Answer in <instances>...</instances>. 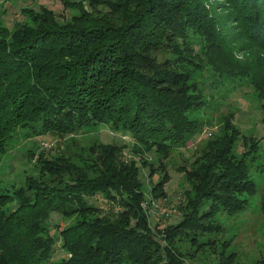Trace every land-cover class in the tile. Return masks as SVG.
I'll list each match as a JSON object with an SVG mask.
<instances>
[{
	"label": "trees",
	"instance_id": "trees-1",
	"mask_svg": "<svg viewBox=\"0 0 264 264\" xmlns=\"http://www.w3.org/2000/svg\"><path fill=\"white\" fill-rule=\"evenodd\" d=\"M61 1L74 11L67 22L42 6L23 8L12 28L0 17V163L19 135L74 144L107 125L134 145L27 151L24 184H0V264H236L216 218L257 196L248 161L263 146L230 118L180 169L189 187L173 208L180 220L153 227L146 204L167 198V161L200 128L207 99L194 72L247 79L264 103V0ZM141 168L151 182L159 174L148 192ZM97 195L108 212L91 203ZM53 213L71 221L57 233ZM59 239L67 257L54 259Z\"/></svg>",
	"mask_w": 264,
	"mask_h": 264
},
{
	"label": "rangeland",
	"instance_id": "rangeland-1",
	"mask_svg": "<svg viewBox=\"0 0 264 264\" xmlns=\"http://www.w3.org/2000/svg\"><path fill=\"white\" fill-rule=\"evenodd\" d=\"M71 1L76 2L78 0ZM41 6L54 11L58 18L65 22L70 20L74 13V11L67 9L61 0H0V17L9 28H12L15 23L24 21L23 8L31 7L38 10ZM158 55L160 58L165 56L164 53ZM237 56L240 60H244L247 54L237 53ZM193 79L204 89L207 106L200 115L201 125L198 132L186 146L174 149L167 161V172L170 176V181L165 186L167 198L151 200L154 201L153 203L147 202L146 207H149L151 209L150 214H153L150 217V222L153 227L164 229L180 220L181 213L179 211L175 213L174 209L182 202L184 190L189 189L185 182V176L180 169L191 167L207 141L213 138L215 134L218 135L224 122L230 118L232 124L243 133L253 134L262 142V149L255 154L254 159L248 161L252 179L258 187V194L250 199L248 208L243 212L236 215L221 212L217 215L216 220L226 229V232L221 235V239L233 238L231 249L237 253L236 264H259L258 262L264 258V103L258 98L253 86L247 79L222 77L213 74L208 66L194 72ZM20 136H17L14 141L12 140L7 155L0 163V184L3 187L5 184L12 183L17 186L23 185L26 171L33 172V164L29 162L27 155L29 150L43 152L50 158L59 152L68 150L72 152L73 149L85 142L126 145L129 148L134 145V139L130 133L113 131L107 125L89 127L85 129V132L74 135V139H76L74 144L68 138H59L50 134L31 138ZM42 143H49L53 147L50 149L43 148ZM243 150V143L239 142L237 151L242 153ZM124 156L127 159L138 160L129 149L124 151ZM148 176L149 170L141 168V179L146 182L145 192H148L158 180L159 174L153 178L152 182ZM182 185H185V188ZM90 201L104 212H108L112 208L101 195L95 196ZM161 209H167L168 212L166 213L170 215L163 216V213L160 212ZM70 222V220L64 219L62 215L53 213L50 221L52 233H57L59 229L64 228ZM61 257H67V255L62 250L59 239L54 259ZM187 264L201 263L198 260H190ZM260 264H264V262Z\"/></svg>",
	"mask_w": 264,
	"mask_h": 264
},
{
	"label": "built area",
	"instance_id": "built-area-1",
	"mask_svg": "<svg viewBox=\"0 0 264 264\" xmlns=\"http://www.w3.org/2000/svg\"><path fill=\"white\" fill-rule=\"evenodd\" d=\"M52 146H53V145H51V144H49V143H42V147H43V148H51ZM160 212H162V213H166V212H168V210H167V209H161Z\"/></svg>",
	"mask_w": 264,
	"mask_h": 264
}]
</instances>
